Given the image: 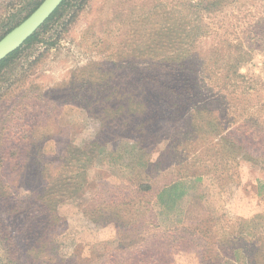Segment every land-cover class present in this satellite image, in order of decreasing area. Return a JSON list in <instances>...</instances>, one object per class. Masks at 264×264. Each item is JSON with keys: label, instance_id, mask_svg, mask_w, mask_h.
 <instances>
[{"label": "rangeland", "instance_id": "1", "mask_svg": "<svg viewBox=\"0 0 264 264\" xmlns=\"http://www.w3.org/2000/svg\"><path fill=\"white\" fill-rule=\"evenodd\" d=\"M0 264H264V0H67L0 69Z\"/></svg>", "mask_w": 264, "mask_h": 264}, {"label": "water", "instance_id": "2", "mask_svg": "<svg viewBox=\"0 0 264 264\" xmlns=\"http://www.w3.org/2000/svg\"><path fill=\"white\" fill-rule=\"evenodd\" d=\"M64 0H44L21 24L0 40V61L19 49L61 6Z\"/></svg>", "mask_w": 264, "mask_h": 264}, {"label": "trees", "instance_id": "3", "mask_svg": "<svg viewBox=\"0 0 264 264\" xmlns=\"http://www.w3.org/2000/svg\"><path fill=\"white\" fill-rule=\"evenodd\" d=\"M66 1L67 0H64L63 1V3L61 4V6L51 15V17L40 27V29L42 28V27H44L49 21H51L53 18H54V16L57 14V12L59 11V9H61L62 8V6L66 3ZM39 29V30H40ZM39 30L36 32V33H34L19 49H17L16 51H14L13 53H11L8 57H6L5 59H3L2 61H0V69L2 68V67H4L6 64H7V62L10 60V59H12L14 56H16L19 52H20V50L22 49V47L24 46V45H26L27 43H29V42H31L35 37H36V35H37V33L39 32Z\"/></svg>", "mask_w": 264, "mask_h": 264}]
</instances>
